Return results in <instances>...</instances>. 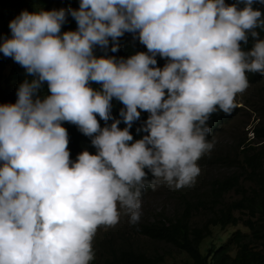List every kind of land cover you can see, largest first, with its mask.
<instances>
[{"label":"clouds","instance_id":"9594fccd","mask_svg":"<svg viewBox=\"0 0 264 264\" xmlns=\"http://www.w3.org/2000/svg\"><path fill=\"white\" fill-rule=\"evenodd\" d=\"M256 2L264 0H80L78 9L24 10L10 21L0 53L33 79L0 105V264H90L100 226H115L121 210L139 222L145 187L195 182L197 161L214 147L211 114H231L247 73L264 75ZM68 15L77 29L62 32ZM126 32L148 52L94 55L110 39L118 51ZM157 55L168 59L163 68ZM45 82L50 95L41 97ZM113 98L124 105L123 129ZM141 111L147 135L133 142ZM97 114L112 124L102 128ZM62 122L91 137L96 153L72 161Z\"/></svg>","mask_w":264,"mask_h":264},{"label":"trees","instance_id":"16d2710c","mask_svg":"<svg viewBox=\"0 0 264 264\" xmlns=\"http://www.w3.org/2000/svg\"><path fill=\"white\" fill-rule=\"evenodd\" d=\"M236 0H226V3H235ZM80 0H0V43L4 38L11 37L9 23L22 11H49L53 9H78ZM243 7V4L239 5ZM254 9L264 13V3L256 2ZM76 21L67 16V21L62 25L61 31H75ZM260 38L264 39V30L257 29ZM111 39L107 48L96 46V57H116L127 59L138 52L147 53L145 45L140 43L138 34L125 33L119 38V50L111 51ZM254 41L249 37L247 45L242 44L244 50H250ZM156 67L163 68L168 63L167 58L156 56ZM249 84H257L264 81V75L259 73H247ZM32 76L26 74V70L12 58L0 53V105L14 104L17 100V89L25 81H31ZM90 87L100 90L101 85L90 82ZM39 95H50L45 82ZM231 114H226L219 109L211 114L207 121L211 133L207 137L212 142L216 133L222 127L230 123L242 110L241 105H236ZM111 115L121 120L119 128L126 125L120 116V110L124 105L113 98L111 101ZM259 106L263 112H258L256 122L249 128L250 138L245 131L237 137L231 148L214 157H205L203 163H212V159L221 160L227 166L233 167L227 175L219 178H211L208 187L194 192L186 189L180 194L177 205L180 210L169 217L160 216L147 223H136L134 229L139 235L150 240L171 245L175 257L168 252H145L130 245L112 246L109 240H104L105 256H99V262L93 259L90 264H264V99L261 97ZM252 106V105H251ZM252 107V108H253ZM149 116L148 112L141 111L140 119L135 121L130 129L133 142L141 139L147 133L138 131L142 129ZM101 127L110 126L112 120L107 123L96 116ZM62 126L68 131L70 158L75 161L78 154L83 151L95 154L96 148L91 143V137L85 136L78 127L69 122H62ZM131 143V142H130ZM218 158V159H217ZM214 160V161H215ZM147 171V169H145ZM149 178L151 174L149 173ZM150 187L142 190L145 192ZM194 189V188H191ZM232 192L233 197L225 200L223 195ZM201 209L203 218L195 224H190L192 214ZM200 212V210L198 211ZM218 230L229 229L225 234L212 233L213 228Z\"/></svg>","mask_w":264,"mask_h":264},{"label":"rangeland","instance_id":"374dc122","mask_svg":"<svg viewBox=\"0 0 264 264\" xmlns=\"http://www.w3.org/2000/svg\"><path fill=\"white\" fill-rule=\"evenodd\" d=\"M261 97L264 99V81L258 82L254 85L249 84L248 88L243 93H238L236 95V105H241V102L245 101L250 106H247V104L246 106L242 105V110L239 111V114L230 123L222 127L220 132L215 134L212 139V142L214 143L213 149L205 153L197 161L200 172L196 177L195 182L189 186L180 188L169 186L166 183H161L155 190L150 187L148 190L143 192L141 196V216L138 223H147L160 216L169 217L171 214L175 213V210H180V207L177 205V201L180 194H183L186 189L194 192L195 188H197V191H201L208 187V182L211 178H219L227 175L233 170V167L227 166L226 163H223V161L218 158V160H215V158L212 159V163H203L202 160L205 157H214L218 153H222L227 150L228 147L231 148L239 134L241 135L243 131H245L247 138L251 137L249 128L256 122L258 112H263L262 108L258 104ZM253 105L258 109V112L253 110L255 109ZM232 197V192H228L223 195L225 200ZM199 210L200 212H198ZM199 210L192 214L190 224H195L203 218V213H205V211L201 212V209ZM134 227L135 224H131L129 222V215L123 210H121L119 222L115 226H100L97 229L92 242L95 262H99V256H105V248L103 246L104 240H109L112 246L124 244L133 246L145 252L165 251L168 252L171 257H175L174 249L171 245L150 240L142 235H139ZM229 229L230 228L218 230L214 227L212 233L225 235Z\"/></svg>","mask_w":264,"mask_h":264}]
</instances>
